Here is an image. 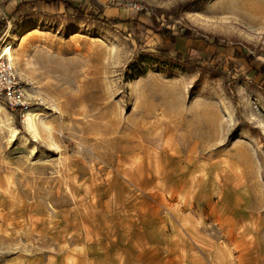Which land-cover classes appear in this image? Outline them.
Listing matches in <instances>:
<instances>
[{"label":"rangeland","instance_id":"374dc122","mask_svg":"<svg viewBox=\"0 0 264 264\" xmlns=\"http://www.w3.org/2000/svg\"><path fill=\"white\" fill-rule=\"evenodd\" d=\"M21 1L0 0V62L26 96H0V264H264V0H72L14 18ZM187 2L174 40L129 23Z\"/></svg>","mask_w":264,"mask_h":264},{"label":"trees","instance_id":"16d2710c","mask_svg":"<svg viewBox=\"0 0 264 264\" xmlns=\"http://www.w3.org/2000/svg\"><path fill=\"white\" fill-rule=\"evenodd\" d=\"M60 2L64 3L66 9H69L70 5L72 4V0H33L31 2H27V1H21L17 4V6L15 7L12 17L14 18H21L24 15H29V14H35L36 12L42 11L44 4H51L53 6L58 7L60 5ZM189 2L187 3H183L179 6L178 9L173 8L170 11H165L161 8H153L151 14H150V20L151 23L149 24H145L140 21L139 19H136V21L134 20H130L129 23H135L137 22L138 26H145V30L149 31L151 30L154 34H156L157 36H161V37H170L171 39H175L176 36L179 35H175L173 32L170 35H167L166 32V24H168L169 26H172V23H167L171 18H174L177 22L180 21V15L179 12L185 10L188 7ZM76 17L78 18H88L89 16H93V17H97L96 13L93 11H87L85 9H80L78 8L76 10V13H74ZM99 16V15H98ZM163 16V17H162ZM99 18V17H97ZM104 22L110 21L109 23L111 24H118L120 21L119 19H112V18H107L104 17L103 18ZM7 26V21L6 20H1L0 21V33L6 28ZM180 28H178L179 30V34L181 35L182 32L184 31V27H182V25H179ZM140 30V28H138ZM140 33V31H139ZM166 34V35H165ZM174 42V41H173ZM220 45L219 41H215L214 46L217 47ZM158 50L160 51L161 55L163 57H167V58H171L173 59V57H171V48L168 46H158ZM218 56V53L216 51H209L207 58L205 59L207 61V63H211L213 60H215ZM237 56H239V53H237ZM175 61H177L179 64H183L184 66H187L189 68H197V69H203L205 68V66L200 64V61L202 60L198 55H193L192 53H188L187 55H183L181 52H178L176 54V57L173 59ZM257 74L262 76V82H263V87H264V65L255 66ZM172 66L167 65L166 67V72L167 73H171L172 72Z\"/></svg>","mask_w":264,"mask_h":264},{"label":"built area","instance_id":"2783aa9c","mask_svg":"<svg viewBox=\"0 0 264 264\" xmlns=\"http://www.w3.org/2000/svg\"><path fill=\"white\" fill-rule=\"evenodd\" d=\"M114 1L119 2L120 0ZM141 9V7H137V10ZM11 61L2 60L0 62V96L3 97L8 104L20 108L24 106L26 102L25 88Z\"/></svg>","mask_w":264,"mask_h":264},{"label":"bare ground","instance_id":"6f19581e","mask_svg":"<svg viewBox=\"0 0 264 264\" xmlns=\"http://www.w3.org/2000/svg\"><path fill=\"white\" fill-rule=\"evenodd\" d=\"M13 45H8V49L12 48ZM7 54L10 55V49L7 51ZM36 116H37V110L35 108H31L25 116V123H26V128L28 129V131L30 132V134L32 135V137L34 138V140H40L41 139V133L38 127V124L36 122ZM14 132L17 133L18 130L15 128ZM57 260L54 261H50L49 264H56ZM77 262L73 263L76 264ZM31 264V263H30ZM79 264V263H77Z\"/></svg>","mask_w":264,"mask_h":264}]
</instances>
